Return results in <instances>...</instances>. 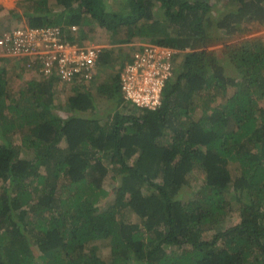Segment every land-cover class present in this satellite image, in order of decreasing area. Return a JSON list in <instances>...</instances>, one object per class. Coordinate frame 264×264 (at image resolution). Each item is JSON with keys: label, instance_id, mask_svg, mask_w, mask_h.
Masks as SVG:
<instances>
[{"label": "trees", "instance_id": "1", "mask_svg": "<svg viewBox=\"0 0 264 264\" xmlns=\"http://www.w3.org/2000/svg\"><path fill=\"white\" fill-rule=\"evenodd\" d=\"M106 2L19 0L22 14L10 16L31 28L125 29L127 42L184 52L181 67L155 110L123 102L117 70L96 87L112 105L100 118L93 94L77 83L60 115L53 80L25 72L26 58H4L0 264H264V37L249 36L264 28V0H232L217 17L206 0H125L127 10ZM108 55L103 49L98 67ZM11 70L24 79L15 94L6 92ZM204 94L226 98L193 121ZM126 210L138 221L119 220ZM231 210L239 222L230 226Z\"/></svg>", "mask_w": 264, "mask_h": 264}, {"label": "built area", "instance_id": "2", "mask_svg": "<svg viewBox=\"0 0 264 264\" xmlns=\"http://www.w3.org/2000/svg\"><path fill=\"white\" fill-rule=\"evenodd\" d=\"M81 25L31 28L26 25L0 35V57L26 58L25 72L43 80L84 86L93 81L103 47L88 40ZM173 51L139 44L119 75L123 99L139 109L160 107L162 92L172 76Z\"/></svg>", "mask_w": 264, "mask_h": 264}, {"label": "rangeland", "instance_id": "3", "mask_svg": "<svg viewBox=\"0 0 264 264\" xmlns=\"http://www.w3.org/2000/svg\"><path fill=\"white\" fill-rule=\"evenodd\" d=\"M194 1V0H190ZM209 1L212 4V12L211 15L214 17H217V15L222 12V10L225 8H230L232 9L233 3L232 0H206ZM107 5L108 9L111 10H127V2L125 3V0H107ZM157 7V6H156ZM81 10V7H79L78 11ZM11 12H17L19 14H22V9L19 7V0H0V32L3 30H11L16 27H20L19 25L24 24L25 21L22 18H18L16 16H10ZM153 15L154 17L160 16V10L158 8L154 9ZM86 31H87V37L89 38L88 40L95 41L96 44L101 45L103 47L109 48L111 46V51L106 59L107 65L100 68L99 70V76H101L100 81H95L92 82L88 88V90L91 91L94 97V104L97 107L96 115L100 118H103L102 115H104V112L106 113V109L110 108L112 105L110 102L106 100L102 95L96 93V87L103 84L105 85L106 82L112 77L115 72L118 69V66L121 62H125L128 60V58L131 56V53L138 48L139 44H144L146 41L142 38H136L134 40H131L130 42L126 41V31L125 29H122L119 31V33H113V36H110L109 33H107L104 29L98 27V25L94 22H90L88 25H86ZM161 28H166V25L164 23H161L160 25ZM252 33L249 36H258L262 34L264 37V28L263 30L257 29L253 27ZM112 39H111V38ZM216 55H220V49L219 47L215 48ZM176 57V58H175ZM174 58L171 57V62L174 63L175 61V71L179 68V65L181 63L183 53L176 54ZM4 61V58L0 57V62ZM9 59H7V62ZM13 62V61H12ZM9 62V66H11V63ZM20 72V71H19ZM17 74V72H16ZM30 74V73H28ZM8 76L12 79L10 82L8 94H15L22 86H23V77H18L17 75H14V72L11 70L9 73H7ZM15 76L14 79L13 77ZM174 77V74H173ZM17 81V82H16ZM110 81V80H109ZM71 87H66V86H60L56 83L53 84V89L55 91V96H54V104L57 108V112L60 115L64 114V109L67 98L72 94V91L70 89ZM228 96V95H227ZM226 98L225 97H220L217 96L213 101H210L209 97L207 94H204L200 99L198 98L195 103H196V109L192 112L191 119L193 121L199 120L200 118H205L206 117V112L207 114L209 113L210 109L223 102L222 99ZM264 101V100H263ZM127 106V105H126ZM121 108V106H120ZM63 112H60L61 110ZM65 115V114H64ZM20 143V141H16V143ZM22 152L24 153L25 150L22 149ZM229 171L232 176L236 175L235 174V166L234 165H229ZM194 178L195 181L200 184L203 180L202 175L194 173ZM116 182L114 174L112 172H109L108 178L104 183L105 188L111 192L115 190L114 183ZM111 183L113 185H111ZM2 182H0V188L2 186ZM147 189H143V192L146 194ZM191 191L187 190L185 194H182L183 197L189 196V193ZM112 196H109L105 203L101 205V209L106 208V206L109 204L108 201L111 202ZM119 220L122 221H133L137 222L138 219L137 217L133 214L130 213L129 211H125L123 215L118 216ZM239 222V216L238 213L233 212L231 210L228 219L226 220V224L228 225H234ZM213 231H206V234H204V238L206 240H209L211 235L213 234ZM102 245L104 244H99L97 247V253L102 257L103 260L109 259V249L107 247H103ZM38 255V252H36Z\"/></svg>", "mask_w": 264, "mask_h": 264}, {"label": "clouds", "instance_id": "4", "mask_svg": "<svg viewBox=\"0 0 264 264\" xmlns=\"http://www.w3.org/2000/svg\"><path fill=\"white\" fill-rule=\"evenodd\" d=\"M22 25H26V23H24V24H22ZM19 26H21V24H20ZM26 26H27V25H26ZM59 26H65V27H67V26H73V25H67V26H66V25L62 24V25H59ZM81 26L87 28L86 25H81ZM51 27H54V26H51ZM144 44H152V45H155V46H158V47H163V48H166V49L172 50V51H173L172 58H174V57L176 56V54L184 53V52H181V51H179V50H174V49H171V48H169V47H165V46H161V45H156L155 43H150V42H148V41H146ZM103 49L108 50L109 53H110L111 46H109V48H103ZM103 49H102V50H103ZM186 51H188V50H186ZM101 56H102V52H101L100 57H101ZM183 57H184V54H183ZM183 57H182V59H183ZM130 58H131V56L128 58L127 61H125V62H121V63L119 64L118 69H117L118 72H119V75H120L121 71L123 70L125 64H126L127 62H129ZM175 58H176V57H175ZM11 60H12V59H11ZM99 60H100V58H99ZM99 60H98V62H99ZM175 62H176V61H175ZM175 62H174V63L171 62V63H172V76H171V78L169 79V81L173 79V72H174V70H175V68H174V66H175ZM181 62H182V60H181ZM106 65H107V62H105V66H106ZM180 67H181V63H180V65H179V68H180ZM100 68H102V67H98V66H97V70L100 69ZM96 77H97V73H96V76L94 77L93 81L96 79ZM49 80H53V84L56 83V84H58V85H60V86L71 87V84H63V83L57 81V79H55V78H52V79H49ZM45 81H47V80H45ZM93 81H91L89 84H91ZM169 81H168V82H169ZM168 82H167V83H168ZM89 86H90V85H89ZM83 88H84V86H83ZM123 101H125V100L123 99ZM125 102H126V101H125ZM126 103H128V102H126ZM129 104H131V103H129ZM131 105H132V104H131ZM133 106H134V105H133ZM134 107H135V106H134ZM135 108H136V107H135ZM137 109H139V108H137Z\"/></svg>", "mask_w": 264, "mask_h": 264}, {"label": "crops", "instance_id": "5", "mask_svg": "<svg viewBox=\"0 0 264 264\" xmlns=\"http://www.w3.org/2000/svg\"><path fill=\"white\" fill-rule=\"evenodd\" d=\"M11 62H12V61H11ZM0 63H1V62H0ZM99 70H100V69L97 70V77H96V79H95L93 82H95V81H100L101 76L98 75V74H99ZM89 85H90V84H86V85H84V88H87V89H88V88H89ZM123 102L126 103L125 101H123Z\"/></svg>", "mask_w": 264, "mask_h": 264}]
</instances>
